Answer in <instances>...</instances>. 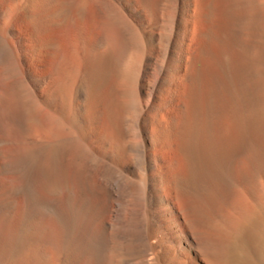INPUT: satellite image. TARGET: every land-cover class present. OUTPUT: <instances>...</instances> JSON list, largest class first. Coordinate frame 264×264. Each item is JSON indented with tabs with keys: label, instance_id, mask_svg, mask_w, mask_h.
Listing matches in <instances>:
<instances>
[{
	"label": "bare ground",
	"instance_id": "1",
	"mask_svg": "<svg viewBox=\"0 0 264 264\" xmlns=\"http://www.w3.org/2000/svg\"><path fill=\"white\" fill-rule=\"evenodd\" d=\"M12 2L0 264H264V0Z\"/></svg>",
	"mask_w": 264,
	"mask_h": 264
},
{
	"label": "rangeland",
	"instance_id": "2",
	"mask_svg": "<svg viewBox=\"0 0 264 264\" xmlns=\"http://www.w3.org/2000/svg\"><path fill=\"white\" fill-rule=\"evenodd\" d=\"M10 2H11V0H7V2H6V0H0V13L3 14L4 12H6L7 17L9 18V20L11 22L12 17H13V13H14L13 11H14V4L15 3H13V2L10 3ZM11 28H12L11 29L12 32L15 34L14 40L17 42L16 47L21 48L20 50L23 54L22 56L26 61L27 55H28L27 48L29 46L28 34H27V33H29L28 27L21 24L20 19L18 17H16L11 22ZM22 28H23V30H22ZM5 39L8 40V37H5ZM7 104L8 103H5V102L0 103V126H1L0 127L1 128L0 135H1V138H3L5 141L14 142L18 137L16 135V132L14 131L12 121L8 120V118H5V116L3 115L4 108L6 107ZM10 122H11V124H10ZM2 148L4 150V148H6V144H3ZM3 176L6 178L7 174H3ZM4 193L5 194L2 193V195H1L4 199L1 198L2 200H0V208L2 207L1 206L2 201H4L6 199V202L4 201L5 203L3 202V204H2L3 206L4 205L5 206L2 207L1 209L5 208L4 210L6 211V210H8L7 208L9 207L10 211H8V212L6 211L5 214L7 216H10L9 217L10 219L12 218V220H9V218L7 217L8 220H6V221H8V223H5L6 221L4 219L6 217L3 218V221L0 219V233L2 234V243L4 242L5 247H6V251L4 254V255H6V257L4 256V260H7L12 254V249H13V244H14V241H13L14 218H13V215H10L12 208H13V205L11 206V204L14 201V196L9 194L10 192L8 194L6 192H4ZM6 194L8 195V197L6 196ZM9 196H12L13 199L10 200L11 197L9 198ZM6 204L7 205L9 204V206H7ZM13 204H14V202H13ZM10 207H12V208H10ZM4 210H3V212H4ZM3 212H2V214H4ZM4 215H1V212H0V217L1 216L3 217Z\"/></svg>",
	"mask_w": 264,
	"mask_h": 264
}]
</instances>
